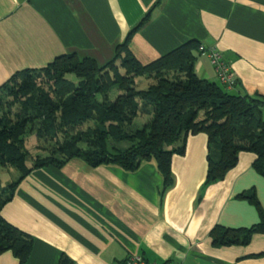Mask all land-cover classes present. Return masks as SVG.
Masks as SVG:
<instances>
[{
  "label": "crops",
  "instance_id": "obj_1",
  "mask_svg": "<svg viewBox=\"0 0 264 264\" xmlns=\"http://www.w3.org/2000/svg\"><path fill=\"white\" fill-rule=\"evenodd\" d=\"M147 14L128 44L139 62L194 41L217 49L230 64L236 84L226 91L264 97V0H0V87L15 73L41 70L62 55L104 65ZM194 57L196 75L219 83L207 53L197 48ZM207 153V135H189L184 154L172 156L173 183L163 196L153 160L132 172L93 167L80 157L36 168L1 216L32 237L25 264H124L131 255L158 264H264V234L219 248L209 236L216 225L259 221L255 206L239 198L253 191L264 210L255 154L240 153L223 181L205 186ZM0 264L19 261L5 251Z\"/></svg>",
  "mask_w": 264,
  "mask_h": 264
},
{
  "label": "trees",
  "instance_id": "obj_2",
  "mask_svg": "<svg viewBox=\"0 0 264 264\" xmlns=\"http://www.w3.org/2000/svg\"><path fill=\"white\" fill-rule=\"evenodd\" d=\"M148 19L147 14L104 65L75 53L62 55L41 70L15 73L0 87L11 89L10 83L14 82V90L28 97L21 109L24 121L15 123L8 121L0 102V166L10 165L20 171L0 199V254L11 251L19 264H25L32 250V237L1 216L19 182L33 169L61 167L73 157H80L93 167L115 165L131 172L143 161L153 160L163 178V196L173 183L172 156L184 154L189 135L204 133L208 149L205 186L223 181L242 152L255 154L253 168L264 178V97L234 95L219 83L199 78L194 71V51L199 46L194 41L147 64L139 62L128 48L129 39ZM42 73L52 86L34 99L29 93ZM69 74L79 80L77 85L66 82ZM139 77L150 79L143 90L136 87L135 79ZM113 90L117 95L110 100ZM31 112L41 120L39 134L74 129L89 119L99 126L80 131L63 142L57 150L61 160L36 159L27 168V155L19 137L25 133L27 114ZM140 117L144 120L142 127L132 130L135 119ZM108 140L129 146L108 150ZM80 144L88 148L81 149ZM239 198L255 206L259 221L242 228L214 226L209 233L213 247L246 245L254 234H264V210L255 193L245 192ZM60 264L71 262L62 260Z\"/></svg>",
  "mask_w": 264,
  "mask_h": 264
},
{
  "label": "rangeland",
  "instance_id": "obj_3",
  "mask_svg": "<svg viewBox=\"0 0 264 264\" xmlns=\"http://www.w3.org/2000/svg\"><path fill=\"white\" fill-rule=\"evenodd\" d=\"M117 65L119 63L117 62ZM123 72V70H120ZM66 82L71 85H77L79 80L75 78L73 74L65 76ZM136 87L139 90H143L147 87L148 79L146 77H139L135 79ZM12 88H2L0 89V102H2V110L8 118L10 123L24 121V116L22 114L23 102L28 98L22 93H17L14 90V82H11ZM9 84V85H10ZM52 82L43 78V73L39 78L36 79L33 90L29 93L30 96L37 99L43 91L50 90ZM72 86V85H71ZM117 95V91L113 90L110 93V100H113ZM28 122L26 124L25 133L19 137L22 140L24 150L26 152L25 167L30 168L34 164L36 159L53 158L56 161L61 160L63 157L57 150L61 147L63 142L68 140L71 136L78 134L80 131L85 132L89 129L98 127L99 124L94 119H89L81 126L74 129L67 127L66 129L53 131L48 135L39 134L38 129L41 126V120L37 117L35 112L27 114ZM144 123L142 117L135 119L133 123V128H141ZM108 150H113L115 148H127L129 145L127 143H115L112 140L107 141ZM81 149H86L88 146L86 144H80ZM20 175V171L14 166H0V199L4 196L6 187L12 183Z\"/></svg>",
  "mask_w": 264,
  "mask_h": 264
},
{
  "label": "built area",
  "instance_id": "obj_4",
  "mask_svg": "<svg viewBox=\"0 0 264 264\" xmlns=\"http://www.w3.org/2000/svg\"><path fill=\"white\" fill-rule=\"evenodd\" d=\"M198 51L203 53H207L210 63L216 73V77L218 82L225 88H233L236 84V78L234 73L232 72L231 66L228 62H226L221 53L215 48H205L204 46H199ZM124 264H158L154 262H150L146 260L144 257L139 255H131L125 261ZM162 264H171L169 262H165Z\"/></svg>",
  "mask_w": 264,
  "mask_h": 264
}]
</instances>
